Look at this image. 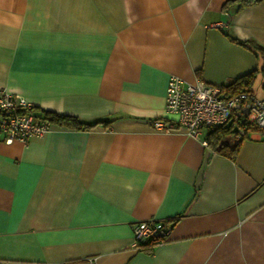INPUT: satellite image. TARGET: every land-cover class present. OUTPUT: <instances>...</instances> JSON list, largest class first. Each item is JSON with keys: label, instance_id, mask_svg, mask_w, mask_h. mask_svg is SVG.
Instances as JSON below:
<instances>
[{"label": "crops", "instance_id": "1", "mask_svg": "<svg viewBox=\"0 0 264 264\" xmlns=\"http://www.w3.org/2000/svg\"><path fill=\"white\" fill-rule=\"evenodd\" d=\"M226 1L0 0V89L108 123L0 140V264H264V130L228 156L208 128L150 125L171 118L170 75L223 86L264 63L229 39L264 48V0ZM150 218L171 229L145 252L132 225Z\"/></svg>", "mask_w": 264, "mask_h": 264}, {"label": "built area", "instance_id": "2", "mask_svg": "<svg viewBox=\"0 0 264 264\" xmlns=\"http://www.w3.org/2000/svg\"><path fill=\"white\" fill-rule=\"evenodd\" d=\"M165 114L168 121L156 119L151 127L163 133L183 129L191 138L199 140L202 129L226 127L235 124V116L244 114L246 122L264 130V97L254 92L225 94L222 86L203 80L189 82L176 75L167 80ZM243 111H246L244 113ZM236 126V125H235ZM52 124L33 110V106L18 94L0 89V140L6 144L13 141L28 143L41 138L51 130ZM236 137L245 135L244 129L236 126ZM202 144H206L201 140ZM171 229L169 222L153 218L138 221L132 225V236L137 246L146 240L158 243L165 240ZM85 264H93L87 259Z\"/></svg>", "mask_w": 264, "mask_h": 264}, {"label": "trees", "instance_id": "3", "mask_svg": "<svg viewBox=\"0 0 264 264\" xmlns=\"http://www.w3.org/2000/svg\"><path fill=\"white\" fill-rule=\"evenodd\" d=\"M260 1L261 0H228L223 5V9L226 10L232 5H235L237 9H240L249 5L256 4ZM229 39L235 44L250 50L256 56L264 59V48H262L256 42L252 40L242 41L231 37H229ZM259 76L264 78V63H262L259 69L251 71L243 76L237 77L233 79L229 84L223 85L222 90L225 94H229V95L239 92H253L255 82ZM38 114L42 116L44 120L50 122L52 125L65 126L75 129H82V128L85 129V128H93L98 125H108L107 121L98 120L91 123H86L79 120L75 116L58 114L51 111L40 110ZM234 120H235V124L230 123L226 127L224 126L208 127L206 141H207V145L211 147L213 151L226 154L228 156H233L238 143L241 141L240 140L241 138H243L248 132L259 131L257 128L250 126L246 122L245 116L242 113H240L239 115L236 114ZM235 125L244 129L245 131V135L242 136L240 139H237L236 137L237 130ZM228 135H232L233 137H235V139L237 140L236 145L233 148H229L227 146L219 147V143ZM157 243L158 242L154 240H146L141 242L137 247L139 250L149 252L152 249V247Z\"/></svg>", "mask_w": 264, "mask_h": 264}, {"label": "rangeland", "instance_id": "4", "mask_svg": "<svg viewBox=\"0 0 264 264\" xmlns=\"http://www.w3.org/2000/svg\"><path fill=\"white\" fill-rule=\"evenodd\" d=\"M259 85V79L256 80L255 85H254V89L257 91V93H260L261 90L258 88Z\"/></svg>", "mask_w": 264, "mask_h": 264}, {"label": "water", "instance_id": "5", "mask_svg": "<svg viewBox=\"0 0 264 264\" xmlns=\"http://www.w3.org/2000/svg\"><path fill=\"white\" fill-rule=\"evenodd\" d=\"M244 113H246V111H243Z\"/></svg>", "mask_w": 264, "mask_h": 264}]
</instances>
